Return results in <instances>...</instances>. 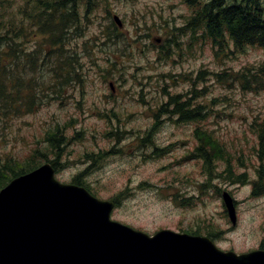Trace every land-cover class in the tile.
I'll use <instances>...</instances> for the list:
<instances>
[{"label": "rangeland", "instance_id": "1", "mask_svg": "<svg viewBox=\"0 0 264 264\" xmlns=\"http://www.w3.org/2000/svg\"><path fill=\"white\" fill-rule=\"evenodd\" d=\"M109 10L110 15L97 8L88 23L81 19L76 33L67 31L68 40L79 35L71 40L80 44L78 49L74 46L79 71L74 85L67 86L72 93L76 88L77 95L64 97V104H42L8 124L0 122V159L13 155L23 161L34 147L54 158V150L44 149L47 128L72 122L73 128L65 132L69 138L61 146V167L55 176L70 183L80 172L98 198H118L112 219L148 234L160 229L210 233L222 250L241 253L264 248V191L253 195L251 183L264 159L259 157L257 136L250 127L252 118L264 117V91L243 92L236 82L213 74L264 62V50L250 47L235 56L217 55L197 39L190 46L187 41L180 56L159 55L160 45L172 33L169 26L188 28L186 4L181 0H115ZM114 13L121 19L118 31L128 42L123 43L121 37L103 45L102 30L110 21L115 24ZM107 54L112 57L110 63ZM200 69L206 73L198 77ZM109 84L118 88L115 95L110 94ZM176 95L182 100L190 97L193 108L205 105L203 118L181 122L169 114L173 108L169 97ZM77 97L79 106L74 103ZM157 105L165 109L164 122L154 123L151 130ZM198 129L211 130L230 155L228 161L212 157L216 169L210 184L202 160L194 156L200 144ZM147 131L150 136L143 142ZM97 149L108 152L101 159L93 156L87 161ZM90 165L98 167L85 170ZM227 170L245 174L249 180L232 182ZM224 190L235 201L234 225L221 198Z\"/></svg>", "mask_w": 264, "mask_h": 264}, {"label": "trees", "instance_id": "2", "mask_svg": "<svg viewBox=\"0 0 264 264\" xmlns=\"http://www.w3.org/2000/svg\"><path fill=\"white\" fill-rule=\"evenodd\" d=\"M114 1L0 0V122L8 124L14 117L33 112L38 106L50 103L49 100L53 96L66 89L64 87L74 85V77L79 71V60L74 48L77 42L71 44L73 47L68 45L67 31L78 28L81 19L88 23L91 14L97 8H102L110 15L109 4ZM181 2L190 9V14L185 19L188 28L181 25L169 26L172 33L165 39V45H160L159 55L163 53L169 57L180 56L185 43L183 38L187 34L189 46L198 39L201 44H209L217 55L225 52L228 56H235L250 47L264 50V0H181ZM102 32L103 45H106V40L121 37L123 43L128 42L127 37L118 31L112 21ZM71 57L74 59L71 60ZM106 60L110 63L112 60L110 54H107ZM113 65L115 67V61ZM105 66L107 72V64ZM204 73L206 70L200 69L198 77ZM213 74L236 82L243 92L264 91V62L247 64L239 70L224 69ZM190 99L184 97L179 102L176 98H170L176 103L168 113L177 116L181 122L201 120L206 112L205 105L198 103L193 108ZM72 124L65 121L51 129L47 128L49 130L43 138L46 142L44 149L56 151H52L54 158H48L47 152L45 154L40 147H34L23 161L13 155L0 159V188L13 177L37 167L42 159L49 161L57 170V157L62 156L61 146L69 138L65 132L73 128ZM250 127L257 136L259 157L263 160L264 117L252 118ZM154 128L155 126L151 130ZM150 133L147 131L142 137L143 142L147 141ZM196 135L200 144L194 148V156L198 155L202 160L201 166L207 173L206 181L210 184L214 176L213 171L216 169L212 157L226 159L230 155L225 152L222 143L213 136L211 130L198 129ZM36 143L41 144L38 140ZM95 157L101 159L102 153ZM91 158L93 159V156ZM227 172L228 179L232 182L242 184L249 180L245 174H234L230 170ZM256 173V179L251 180L253 195H257L259 189L264 191L263 162L256 169ZM71 182L84 186L95 195L85 180L81 179L80 172L72 177ZM110 199L119 203L116 197ZM188 233L199 234L196 231ZM205 235L213 239L210 233Z\"/></svg>", "mask_w": 264, "mask_h": 264}, {"label": "water", "instance_id": "3", "mask_svg": "<svg viewBox=\"0 0 264 264\" xmlns=\"http://www.w3.org/2000/svg\"><path fill=\"white\" fill-rule=\"evenodd\" d=\"M222 198L234 225L232 198ZM113 205L61 183L47 162L12 178L0 189V264H264L261 249L237 254L203 236L136 230L110 218Z\"/></svg>", "mask_w": 264, "mask_h": 264}, {"label": "flooded vegetation", "instance_id": "4", "mask_svg": "<svg viewBox=\"0 0 264 264\" xmlns=\"http://www.w3.org/2000/svg\"><path fill=\"white\" fill-rule=\"evenodd\" d=\"M71 29V28H70ZM79 29H81V26H80V23H79V25H78V28H74L73 29V31H74V33H76ZM77 36H79V35H77ZM77 36H74V38H76ZM73 38V39H74ZM188 38H189V36H188V34L187 35H185L184 36V38H183V40H184V45H186V42L188 41ZM166 39V38H165ZM71 40L72 39H70V40H68V45H70L71 46V44H72V42H71ZM160 40V38L159 39H157V41H159ZM79 45L80 44H76V47H77V49L79 48ZM183 45V46H184ZM77 49L75 48V51H76V53H77V55H78V51H77ZM182 52V51H181ZM112 58V57H111ZM158 58V57H157ZM116 61V60H115ZM115 64H117V61L115 62ZM176 77V76H175ZM110 82V81H109ZM108 82V83H109ZM108 87H109V90H110V94H112V95H115L116 94V90L118 89V88H116L114 85L112 86L111 84H109L108 85ZM68 89H70V88H66V89H64L61 93H59V94H57V95H55V96H53L50 100H51V103H56V104H58V103H62L63 102V98L64 97H68V96H72V95H77V89L75 88V92L74 93H72L70 90H68ZM143 91V90H142ZM143 95V94H142ZM169 96V95H168ZM173 98H176L177 100H179V102L180 101H182V98H181V96L180 95H176V96H172ZM172 97H169V99L170 98H172ZM58 103H57V102ZM66 100H64V102H65ZM64 102L62 103V104H64ZM169 102H172L171 100H169ZM76 105H81V102L79 101V99H78V97H77V99H76V101L74 102ZM176 102H172L171 103V105H174ZM144 104V103H143ZM62 106H64V105H62ZM75 106V105H74ZM159 112H160V114H162V113H165V109L160 105V108H159V105H157V106H155V111H154V115H152V117H153V126H152V128L155 126L156 127V125L154 124V123H158L157 125H159V124H162L163 122H164V118H163V116H164V114H162V115H160L159 114ZM98 114H99V116H103V113L101 112V111H99L98 112ZM159 117H161V118H159ZM175 120H177V119H175ZM165 121H166V119H165ZM63 140H65V139H63ZM66 141V140H65ZM108 152V151H107ZM106 152V153H107ZM102 153V155L105 153V152H101V150H98L97 149V152H96V154H92V156H94L95 157V155L98 157L100 154ZM60 157H62L61 155L60 156H58L57 157V162H56V165H58L56 168L57 169H59L61 166L59 165V160H60ZM96 158V157H95ZM99 158V157H98ZM102 158H103V156H102ZM87 161H89V159H92L91 158V156L90 155H88V157H87ZM91 164H95V163H91ZM98 166H94V167H92V165H90V166H86L85 168V170H89V171H92V168H97Z\"/></svg>", "mask_w": 264, "mask_h": 264}]
</instances>
